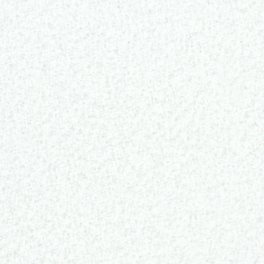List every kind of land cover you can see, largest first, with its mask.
<instances>
[{
  "label": "snow or ice",
  "instance_id": "snow-or-ice-1",
  "mask_svg": "<svg viewBox=\"0 0 264 264\" xmlns=\"http://www.w3.org/2000/svg\"><path fill=\"white\" fill-rule=\"evenodd\" d=\"M0 264H264V0H0Z\"/></svg>",
  "mask_w": 264,
  "mask_h": 264
}]
</instances>
